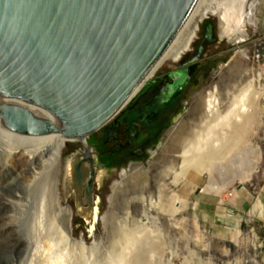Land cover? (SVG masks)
<instances>
[{
  "label": "rangeland",
  "instance_id": "374dc122",
  "mask_svg": "<svg viewBox=\"0 0 264 264\" xmlns=\"http://www.w3.org/2000/svg\"><path fill=\"white\" fill-rule=\"evenodd\" d=\"M212 16L219 19V35V16L211 15L203 19L196 39L183 57L178 61L169 60L162 64L151 77L150 83L135 94L120 113L87 138V144L91 145L93 150V175L90 176L91 163L84 160L81 142H66L60 174V194L61 203L73 212L75 238L82 239L87 244L85 255H82L85 251L77 248V257L80 256L78 260L81 256H86V260L90 258V263L87 261V264H264V208L262 212L255 208L258 200L264 205V109L258 113L260 117L257 114L252 126L247 125L245 137L251 149L244 148L238 154L241 158L249 157L247 172L250 177L247 181L236 179L233 183L226 184L227 176L230 175L227 171L229 168H235L236 163L207 165L212 169L216 185L222 188L213 192L210 187L211 179L206 174L200 175L192 171L187 180L178 187L177 197L180 203H183V208L171 217L168 211V193L159 192L161 162L165 156L162 153L154 163V168L148 167L144 191L132 182L122 185L115 193L112 191L113 184L121 179V171L127 168L131 161L146 162V151L158 142L164 130L183 107L190 91L203 86L211 71L218 64L226 62L236 49L245 52L242 59L248 69V76L244 83L253 81V87L251 85L248 93L249 90L253 92L257 89L264 91V0H260L255 9V17L258 20L246 24V40L239 45L226 39L220 40L217 35L214 39L207 37L206 22H216V18ZM197 54L200 59L191 65L190 80L173 106L159 115L154 134L139 122L130 129L124 114L141 112L144 104L150 102L162 85L171 82L169 75L175 72L182 60ZM236 78L233 77L231 81L235 82ZM216 83L215 80L211 81L208 89ZM227 83L228 81L223 83V88ZM262 103L264 107V98ZM216 129L213 134L222 137L221 129ZM155 136L159 138L153 144ZM104 138L106 140L101 145L100 142ZM99 146H102V150L110 151L120 146L125 153H119L117 158L122 160L110 167L95 157ZM259 152L260 160L257 162ZM181 161L182 157L178 159V164ZM69 163L70 176L67 174ZM2 192L4 190L1 189L0 196ZM88 192L91 202L87 196ZM160 195L163 198L160 199ZM179 206L180 204L176 203V207ZM0 209L4 210L1 202ZM125 234L132 236L126 238ZM155 237L157 243H146L147 239ZM121 238L125 241L122 242ZM0 242V264L18 258L20 246L12 242L9 235L5 238L0 236Z\"/></svg>",
  "mask_w": 264,
  "mask_h": 264
},
{
  "label": "water",
  "instance_id": "95a60500",
  "mask_svg": "<svg viewBox=\"0 0 264 264\" xmlns=\"http://www.w3.org/2000/svg\"><path fill=\"white\" fill-rule=\"evenodd\" d=\"M199 2L0 0V109L6 125L29 135L65 132L67 136L89 137L118 113L92 119L88 115L112 106L127 92L136 91L137 95L150 83L148 77ZM212 17L219 29V19ZM231 42L239 45L244 40ZM237 51L218 64L209 78L215 69L230 64ZM198 59L196 56L186 64ZM188 72V66L173 72L174 81L167 85L163 96L180 94L189 81ZM173 126L175 121L164 130L152 151L147 150L146 162L130 163L150 166L155 162L158 155L152 152L165 146L168 141L164 137ZM80 142L84 160L91 162V176L92 146ZM89 183L90 187L91 178ZM87 196L91 202L89 192Z\"/></svg>",
  "mask_w": 264,
  "mask_h": 264
},
{
  "label": "bare ground",
  "instance_id": "6f19581e",
  "mask_svg": "<svg viewBox=\"0 0 264 264\" xmlns=\"http://www.w3.org/2000/svg\"><path fill=\"white\" fill-rule=\"evenodd\" d=\"M259 2L260 0L253 2L250 0H200L191 18L148 79L162 64L178 59L183 51L191 47L198 35L200 22L208 16H219L221 20L219 38L245 41L246 24L258 20L255 17V9ZM243 56L245 52L238 49L230 64H223L215 69L211 78L204 80L203 86L189 93L183 107L174 118L175 126L166 132L164 138L168 142L164 147L158 146L152 152L153 155H158L161 149L165 155L161 162L162 177L159 181V192L168 193L170 201H168L170 203L168 211L171 217L183 208V203H180L177 197L178 187L185 179L187 180L192 171L200 175L206 174L212 181L210 187L213 192H218L222 188L216 185L212 169L207 165L236 163L234 166L236 169L229 168L227 171L230 174L227 176L226 184L228 185L236 179L247 181L250 177L247 172L249 157L241 158L238 154L242 149L250 148L245 133L247 128L255 123L260 110L262 112L264 109L262 103L264 91L257 89L253 92L249 90L248 93L251 85L253 87V81L244 83L247 80L248 69L242 59ZM233 77H237L235 82L231 81ZM213 80L217 83L208 89V84ZM226 81L228 83L223 88V83ZM135 94L136 91L127 92L112 106L92 113L87 118L117 114ZM41 113L51 116L46 111ZM258 117H260L259 114ZM181 121L183 122L180 123ZM216 128L221 129L222 137L213 134ZM87 138V135H82L80 138L67 136L65 132L46 135L20 133L6 125L4 112L0 109V190H4L0 196V202L4 206V210L0 209V236L5 238L9 235L11 241L20 246H17L20 248L18 258L4 264H78L77 262L87 264L89 262L90 258L86 260V256H81L78 260L80 256L77 257V248L85 251L82 254L85 255L87 244L84 240L75 238L72 224L73 212L61 203L62 196L59 192L60 171L66 142L79 141L78 139L86 142ZM149 151L151 152L152 148ZM178 157H182L179 164ZM257 157L259 162L260 152ZM155 162L150 164L152 169ZM138 163L143 164L130 163L121 171L120 178L130 170L133 164ZM147 173L148 170L144 167L135 165L131 175L125 181L132 182L144 191L147 185ZM162 195L164 196L163 193ZM162 195L160 199L163 198ZM176 203L180 206L176 207ZM255 208L262 212L264 205L258 200ZM125 236L127 238L132 234H125ZM123 241L125 240L122 239ZM146 243H157L156 237L147 239Z\"/></svg>",
  "mask_w": 264,
  "mask_h": 264
},
{
  "label": "flooded vegetation",
  "instance_id": "af4514ba",
  "mask_svg": "<svg viewBox=\"0 0 264 264\" xmlns=\"http://www.w3.org/2000/svg\"><path fill=\"white\" fill-rule=\"evenodd\" d=\"M209 25H211V27L209 26ZM206 27H207V32H206V35H207V37L208 38H211V39H214L215 37H216V35H217V37L220 35H218V29H217V23L214 21V20H210V21H207L206 22ZM205 30V29H204ZM215 31H216V33H215ZM238 49H236L235 51H237ZM234 51V52H235ZM196 56H199V54H197V55H192L190 58H187V59H184V60H182V62L178 65V68L175 70V71H178V70H181V69H183V68H185L186 66H188V68H189V72H188V74H189V80H190V74H191V65L194 63H190V64H186L189 60H191V59H193L194 57H196ZM199 59H200V56H199ZM198 59V60H199ZM198 60H196V61H198ZM195 61V62H196ZM174 72V71H173ZM169 78L171 79V82H165L163 85H162V87H161V89L158 91V93L155 95V96H153V98L150 100V102L148 103V104H144V109L143 110H141V112H131V113H126V114H124L125 115V117L127 116V123H128V126H130V129H132V127H134V124L135 123H141L149 132H152V130H154V129H156V127H157V124H158V122H157V119H158V117H159V115L161 114H163V112L164 111H167L169 108H171L172 106H173V104L175 103V101L177 100V98H178V95H176V96H174V97H164L163 96V92L165 91V89H166V87H167V85L168 84H170V83H173V81H174V79H173V77H171V75H169ZM143 115V116H142ZM176 117V116H175ZM174 117V118H175ZM121 118H123L124 119V116H122ZM174 118H173V120L172 121H174ZM184 118V117H183ZM171 121V122H172ZM183 121H181L180 123H182ZM171 124V123H170ZM178 126V125H177ZM176 126V127H177ZM175 128V127H174ZM173 128V129H174ZM172 129V130H173ZM168 134V133H167ZM79 140V142H80V140H83V139H78ZM64 149H65V147H64ZM151 149V147L150 148H148V150H150ZM147 152V151H146ZM163 152L161 151V149L159 150V153H158V155L159 154H162ZM63 154H64V152H63ZM148 154V153H147ZM99 155H100V153H98L97 152V155H95V157H98V159H99ZM97 160V159H96ZM89 161V160H88ZM90 162V161H89ZM91 163V162H90ZM93 163H94V161H93ZM62 165H63V160H62ZM94 165H95V163H94ZM135 165H141L142 167H144L146 170H148L149 171V168L148 167H150V166H146V165H143V164H140V163H138V164H133L131 167H130V170L129 171H127L126 172V174H124V176L120 179V180H117L114 184H113V186H112V188H113V192H117V191H119L120 190V187L122 186V185H125V184H131L130 183V181L129 182H126L125 180H126V178L128 177V176H130L131 175V173H132V169L134 168V166ZM157 165V164H156ZM69 167H71V164L69 163L68 164V169L69 170H67L68 172H67V174L70 176V172H71V170H70V168ZM153 167H154V165H153ZM94 168V167H93ZM61 169H62V167H61ZM60 174H61V171H60ZM161 174V173H160ZM59 192H60V183H59ZM96 218V211H95V213H94V219Z\"/></svg>",
  "mask_w": 264,
  "mask_h": 264
},
{
  "label": "trees",
  "instance_id": "16d2710c",
  "mask_svg": "<svg viewBox=\"0 0 264 264\" xmlns=\"http://www.w3.org/2000/svg\"><path fill=\"white\" fill-rule=\"evenodd\" d=\"M150 133L154 134V131L152 130V132H150ZM158 138L159 137H156V136L153 138V144H155L157 142ZM105 140H106V138L102 139L100 144L102 145L105 142ZM101 147L100 146L97 147V152L100 153L99 159H100V161L104 162L105 164H107L110 167L116 165L117 163H119L122 160L121 158H117L119 153H125L121 150L120 146L116 147V149H114V150L112 149L111 151L110 150H102Z\"/></svg>",
  "mask_w": 264,
  "mask_h": 264
}]
</instances>
